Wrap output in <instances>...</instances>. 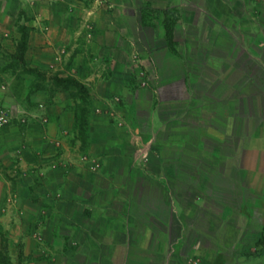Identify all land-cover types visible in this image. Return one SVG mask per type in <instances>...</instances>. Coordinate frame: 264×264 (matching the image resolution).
<instances>
[{
  "label": "crops",
  "instance_id": "1",
  "mask_svg": "<svg viewBox=\"0 0 264 264\" xmlns=\"http://www.w3.org/2000/svg\"><path fill=\"white\" fill-rule=\"evenodd\" d=\"M33 2L0 0V42L11 30L17 45L26 25L27 64L88 96L51 79L29 94L7 76L17 121L0 133V253L264 264V0Z\"/></svg>",
  "mask_w": 264,
  "mask_h": 264
},
{
  "label": "rangeland",
  "instance_id": "2",
  "mask_svg": "<svg viewBox=\"0 0 264 264\" xmlns=\"http://www.w3.org/2000/svg\"><path fill=\"white\" fill-rule=\"evenodd\" d=\"M29 2L34 4L33 0H29ZM34 6H36V5H34ZM20 15H21V17H24V16L26 17V13L24 11H21ZM20 15H19V17H20ZM17 26H18L19 32L21 33V37H20V40H19L17 45L14 41L15 37H13V32H11V30L9 32H7V34L4 37V38L9 39L7 42V45H5V43L0 42V75L1 74L5 75L4 80L0 81V83H1L0 84V108H2V110L6 111L10 117L9 123L3 124V125L0 124V133L1 134H3L2 132H4V133L9 132L12 128V125H15V122L17 121L15 115L13 114V112L11 110V108L5 104L4 98L1 95V92L7 91L10 88L11 80L8 78L11 76V74L13 72H16V70H18L19 78H22L24 80V83L27 85L25 90H28L29 94H31V92H33V91L47 89L49 87V82H50L49 79H51L52 83L54 85H56V83L54 81V78L56 75L54 76V75H52V73H48L47 71H45L43 69L32 68L31 66H29V64H27L26 59H24V61L22 62V61L17 60L16 58H14L10 55V54H15L19 51L21 38H22L21 27L24 26L26 28L28 35L30 32L29 27H27L26 25H19V23H18ZM14 46H15V51H14L15 53H11L10 48H14ZM20 74H22L23 77H21ZM7 76H9V77H7ZM5 79H8V80H5ZM59 86H62V85H59ZM70 89L73 91H76V94H79L80 96H82L81 93L78 92V90L76 88L70 87ZM26 122H27V120H25L23 118L21 124H23V123L26 124ZM6 181L11 183V184L13 183V180L10 176L8 179H6ZM17 199H18V196H17L16 192L11 189L6 195L4 210L6 211L7 208H10L13 206V204L17 203ZM2 247H3V251H1V253H0V259H1V255H2V257H4V259H5V264H11L10 258L8 256V252L4 248V244ZM0 263H1V260H0Z\"/></svg>",
  "mask_w": 264,
  "mask_h": 264
},
{
  "label": "trees",
  "instance_id": "3",
  "mask_svg": "<svg viewBox=\"0 0 264 264\" xmlns=\"http://www.w3.org/2000/svg\"><path fill=\"white\" fill-rule=\"evenodd\" d=\"M22 29V38H21V43H20V47H19V51L15 54H11L12 57L16 58L17 60L20 61H24V55L25 52L27 50V43H28V33L26 31V28L24 26L21 27ZM54 81L56 83V85H62L63 87L66 88H70V87H74L78 90V92L81 93V98L83 99V102L86 101V98L88 96V90L87 88L78 80H76L73 77H59V76H55ZM84 116H82L83 118ZM85 131L84 128V118L82 119V123H81V134L83 135ZM1 264H5V259L4 257H2L1 255Z\"/></svg>",
  "mask_w": 264,
  "mask_h": 264
},
{
  "label": "built area",
  "instance_id": "4",
  "mask_svg": "<svg viewBox=\"0 0 264 264\" xmlns=\"http://www.w3.org/2000/svg\"><path fill=\"white\" fill-rule=\"evenodd\" d=\"M142 85H146V83H143ZM10 122V117L8 115V113L4 110H2V108H0V124H7Z\"/></svg>",
  "mask_w": 264,
  "mask_h": 264
}]
</instances>
